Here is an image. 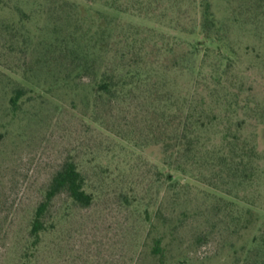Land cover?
Listing matches in <instances>:
<instances>
[{"label":"rangeland","instance_id":"rangeland-1","mask_svg":"<svg viewBox=\"0 0 264 264\" xmlns=\"http://www.w3.org/2000/svg\"><path fill=\"white\" fill-rule=\"evenodd\" d=\"M202 3L0 0V264H264V0H210V37ZM68 40L111 69L137 46L143 75L125 102L97 101L98 76L72 73L85 60L60 52ZM164 98L175 117L202 116L181 168L163 164L146 116ZM70 159L94 200L58 195L30 248L35 210Z\"/></svg>","mask_w":264,"mask_h":264},{"label":"trees","instance_id":"trees-1","mask_svg":"<svg viewBox=\"0 0 264 264\" xmlns=\"http://www.w3.org/2000/svg\"><path fill=\"white\" fill-rule=\"evenodd\" d=\"M202 8L201 32L210 37V31L214 29L217 30V21L211 10L210 0H203ZM98 19L99 18H97V20L94 19L91 25L99 22ZM91 28L93 29L94 27L91 26ZM12 29L11 25H9L7 30ZM106 33L105 27L101 25L98 26L97 23L96 31L92 34L98 37V41H102ZM90 38L93 40L92 36H90ZM198 45H201L200 41L192 43L189 49L190 52L193 54L197 53ZM70 46H72V41H65L64 45L60 44V52L62 53L63 50H65L68 53H65L68 59L81 54L80 57L85 60L84 63L76 64L71 72L85 73L88 72V70H92V72L98 76L93 89L97 101L100 99H107L109 101L125 102L128 93L132 91L143 75L138 61L142 52L136 45H132L131 47L128 46L129 48L127 51L121 54L123 60H129L124 62V64L120 63L112 67V69L108 67L104 68V65L101 63V66L98 65V58H96L97 60L92 59V57H94V54L90 51L92 46H88L85 51L80 53L75 49L72 50ZM130 48H132V51ZM25 95L26 91L24 88L15 89L9 100L10 107L13 111L19 110L20 102ZM165 99L166 98L162 99V104L165 101L168 105L165 104L164 108L161 107V111L159 112L158 108L150 109V111L146 113V116L154 127V131L151 129V134H159L162 136V139H159V141H162L164 146L165 159L163 160V164L173 166L177 163L179 168H181L187 164V161H185L186 155L191 153L195 144L199 142L200 138L198 134L203 123L201 122L202 116H198L197 123L194 120L196 116L193 113L186 116L183 114L179 117H175L167 110V107H170L169 103H171V99ZM141 113L137 112L135 114L137 116H144L145 110H142ZM173 143H175V145H172ZM173 158H175V163L172 160ZM230 163L232 164V162ZM165 179L167 181H172L173 175L167 174ZM62 193H66L75 204L82 207L90 206L94 200L93 194L88 191L86 176L78 163L72 159L64 161L60 169L53 175L45 191L44 199L35 210L29 233L30 248H36L40 244L42 235L47 231V214L51 209L54 199ZM262 244L264 243L262 242ZM152 252L155 256L164 257L165 252L161 240H158L153 246Z\"/></svg>","mask_w":264,"mask_h":264}]
</instances>
